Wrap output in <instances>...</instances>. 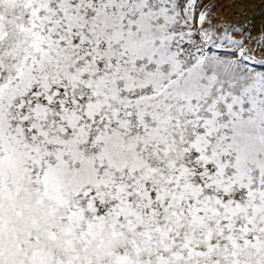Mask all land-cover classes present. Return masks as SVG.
<instances>
[{
  "label": "snow or ice",
  "instance_id": "obj_1",
  "mask_svg": "<svg viewBox=\"0 0 264 264\" xmlns=\"http://www.w3.org/2000/svg\"><path fill=\"white\" fill-rule=\"evenodd\" d=\"M217 19L0 0V264H264V27Z\"/></svg>",
  "mask_w": 264,
  "mask_h": 264
},
{
  "label": "rangeland",
  "instance_id": "obj_2",
  "mask_svg": "<svg viewBox=\"0 0 264 264\" xmlns=\"http://www.w3.org/2000/svg\"><path fill=\"white\" fill-rule=\"evenodd\" d=\"M205 4L218 17L215 23L247 22V27L257 33L264 27V0H205Z\"/></svg>",
  "mask_w": 264,
  "mask_h": 264
}]
</instances>
